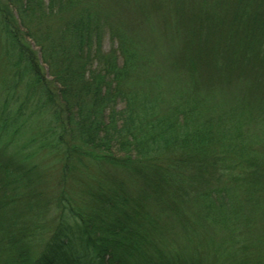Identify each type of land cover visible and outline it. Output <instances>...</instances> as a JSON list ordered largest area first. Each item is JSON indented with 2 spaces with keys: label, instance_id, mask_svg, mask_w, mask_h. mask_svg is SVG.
Segmentation results:
<instances>
[{
  "label": "trees",
  "instance_id": "16d2710c",
  "mask_svg": "<svg viewBox=\"0 0 264 264\" xmlns=\"http://www.w3.org/2000/svg\"><path fill=\"white\" fill-rule=\"evenodd\" d=\"M139 19L187 85L163 112ZM263 131L264 0H0V264H264ZM39 151L74 186L48 224Z\"/></svg>",
  "mask_w": 264,
  "mask_h": 264
},
{
  "label": "rangeland",
  "instance_id": "374dc122",
  "mask_svg": "<svg viewBox=\"0 0 264 264\" xmlns=\"http://www.w3.org/2000/svg\"><path fill=\"white\" fill-rule=\"evenodd\" d=\"M109 5L117 9V11L120 9L112 2ZM156 21L154 20L149 23L144 19H139L136 22L137 29L133 41L138 52L139 65L143 66L142 70L137 71L136 77L138 80L135 82L134 87L144 90V97L149 101L155 99L153 94L157 90L162 89L165 95L162 97L163 101H156L155 110L163 112L170 105L171 97H176L178 91L183 93L187 85H180L177 74L172 72L174 70V64L171 63V53L175 51L171 50V46L176 44L174 42L175 39L171 38V34L164 30L168 26L167 22L164 24V19H157ZM104 47L107 49L108 43H104ZM151 76H153L152 80L154 77L156 78L159 86L156 84L157 86L149 87L147 84H143L145 78ZM190 77L188 75L187 78L184 77V80H190ZM140 83L143 86L138 85ZM172 88L173 90H171ZM226 90H231V88H227ZM27 139L28 134L23 133L16 142L19 143L18 145H22L28 141ZM35 162L38 164V171L42 177L39 181V188L42 192V195L39 197L42 210L40 216H44L45 223L48 224L49 220L53 218L57 211L55 204V199H57L56 195L63 193L65 196L68 195L67 197H70L69 194L71 193L68 190L74 189V186L71 184L70 179L62 177L63 167L58 160V155L55 158L53 154H43L39 151L37 152ZM31 215L33 219L37 216L34 213ZM39 224H42V222Z\"/></svg>",
  "mask_w": 264,
  "mask_h": 264
}]
</instances>
